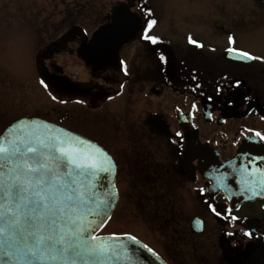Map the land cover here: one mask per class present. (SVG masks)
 Returning <instances> with one entry per match:
<instances>
[{
    "label": "flooded vegetation",
    "instance_id": "af4514ba",
    "mask_svg": "<svg viewBox=\"0 0 264 264\" xmlns=\"http://www.w3.org/2000/svg\"><path fill=\"white\" fill-rule=\"evenodd\" d=\"M49 1L69 28L38 54L57 99L43 118L112 155L115 212L139 225L106 235L134 236L166 264H264V0L196 34L158 15L157 0L106 13L95 10L109 0Z\"/></svg>",
    "mask_w": 264,
    "mask_h": 264
},
{
    "label": "snow or ice",
    "instance_id": "6c2138e0",
    "mask_svg": "<svg viewBox=\"0 0 264 264\" xmlns=\"http://www.w3.org/2000/svg\"><path fill=\"white\" fill-rule=\"evenodd\" d=\"M144 39L157 42L148 35ZM189 42L196 43L191 38ZM237 55L256 59L246 52ZM99 153L97 149L85 155L71 142L68 147L40 142L23 151L0 146V260L76 264L78 259H99L107 252L105 245L94 243L98 238L84 222L86 201L79 187L80 178L91 175L89 169L107 173L114 168L111 157Z\"/></svg>",
    "mask_w": 264,
    "mask_h": 264
},
{
    "label": "rangeland",
    "instance_id": "374dc122",
    "mask_svg": "<svg viewBox=\"0 0 264 264\" xmlns=\"http://www.w3.org/2000/svg\"><path fill=\"white\" fill-rule=\"evenodd\" d=\"M117 1L120 0H109L104 10L98 9L95 13L109 12L111 4ZM249 5L250 0H157V11L158 15L174 21L178 30L196 34L203 25L209 29L215 22L246 16L245 6ZM67 16V9L54 8L49 0H14L8 6L0 4V132L6 125L23 118L22 115L52 117L57 99L40 83L38 54L48 39L67 31L68 25L59 23ZM87 24L82 23L85 31ZM206 38L208 42L211 39L208 35ZM121 219V209H118L102 234L133 231L139 226L134 216L125 217V228L121 227Z\"/></svg>",
    "mask_w": 264,
    "mask_h": 264
},
{
    "label": "water",
    "instance_id": "95a60500",
    "mask_svg": "<svg viewBox=\"0 0 264 264\" xmlns=\"http://www.w3.org/2000/svg\"><path fill=\"white\" fill-rule=\"evenodd\" d=\"M61 140L65 141L64 145L59 144ZM81 141L84 143L81 144ZM40 142L63 147H68L71 142L73 146L80 147L85 155L95 154L99 149V155L102 157L104 153H107L111 157L110 163L114 165V168H110L107 173L89 169L91 175L80 178V191L83 192V199L86 201V206L83 208L86 213L84 222L91 235L98 238L94 243L105 245L107 252L99 259L95 257L78 259L76 264H166L142 241L137 238L132 241L131 235H101L119 202L116 186L117 166L108 151L81 135L39 117L20 118L0 135V146L8 147L10 151L14 147H19L23 151L28 146L39 145ZM76 155L80 158V154ZM106 166L108 165H102V167ZM245 197V199H251L261 196ZM0 264L5 262L0 260ZM9 264H26V262L16 261ZM30 264H40V262L32 261Z\"/></svg>",
    "mask_w": 264,
    "mask_h": 264
}]
</instances>
